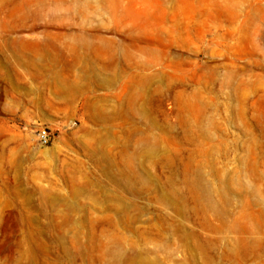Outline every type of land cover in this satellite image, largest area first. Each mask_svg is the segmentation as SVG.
I'll list each match as a JSON object with an SVG mask.
<instances>
[{
	"label": "rangeland",
	"instance_id": "1",
	"mask_svg": "<svg viewBox=\"0 0 264 264\" xmlns=\"http://www.w3.org/2000/svg\"><path fill=\"white\" fill-rule=\"evenodd\" d=\"M0 264H264V0H0Z\"/></svg>",
	"mask_w": 264,
	"mask_h": 264
},
{
	"label": "built area",
	"instance_id": "2",
	"mask_svg": "<svg viewBox=\"0 0 264 264\" xmlns=\"http://www.w3.org/2000/svg\"><path fill=\"white\" fill-rule=\"evenodd\" d=\"M39 143L46 146L49 143V135L46 131H41L38 136Z\"/></svg>",
	"mask_w": 264,
	"mask_h": 264
}]
</instances>
